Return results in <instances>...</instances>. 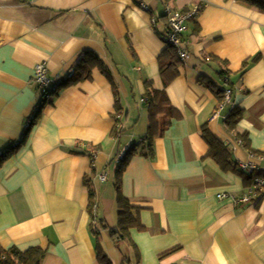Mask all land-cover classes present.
Masks as SVG:
<instances>
[{
	"label": "crops",
	"instance_id": "1",
	"mask_svg": "<svg viewBox=\"0 0 264 264\" xmlns=\"http://www.w3.org/2000/svg\"><path fill=\"white\" fill-rule=\"evenodd\" d=\"M165 3L179 12L203 5L182 33L189 58L166 87L158 70ZM85 53L108 73L95 67L89 80L61 87ZM40 63L56 90L24 130L39 100ZM148 81L178 114L150 156ZM219 89L231 99L211 119ZM232 108L242 117L229 131ZM204 127L229 152L230 169L210 156ZM126 147L134 150L120 192L143 229L116 246L109 229L117 226L115 172ZM249 151L262 154L263 171L264 12L236 0H0V249L41 248L40 264H100L98 248L112 264H264V197L233 202L250 185L237 169Z\"/></svg>",
	"mask_w": 264,
	"mask_h": 264
},
{
	"label": "trees",
	"instance_id": "2",
	"mask_svg": "<svg viewBox=\"0 0 264 264\" xmlns=\"http://www.w3.org/2000/svg\"><path fill=\"white\" fill-rule=\"evenodd\" d=\"M246 5L255 7L260 11L264 12V0H236ZM165 18V17H164ZM181 64L176 51L167 46L166 49L158 58V70L160 76L163 79L164 87L169 85L178 76V66ZM98 67L104 73H108L102 62L91 53H85L77 62L75 69L71 75H68L64 81H61L60 86L75 85L79 82L89 80L91 78L92 70ZM222 75V73H220ZM110 80V78H109ZM114 94H116V87L112 84ZM212 86V85H211ZM210 86V88H212ZM213 89V88H212ZM225 89L216 90L214 93L216 95L218 105L224 99ZM55 93V92H54ZM145 104L148 110L149 125L147 135L145 140L147 141V146L144 148L143 154L150 156L153 153L152 146L155 137H161L163 132L168 128L172 119L178 117L176 110L170 105L166 93L164 90L158 91L152 88L151 82L145 83ZM45 104H42L39 109H41ZM218 107V106H217ZM38 109V110H39ZM161 115V118L158 116ZM242 117V111L237 108H232L224 120V125L227 130L234 131L237 123ZM117 123V122H116ZM27 133V132H26ZM202 137L209 146L210 156L217 162V164L223 169L228 170L231 168L232 164L229 157V152L225 146L216 139L208 129L202 128ZM117 129L114 130L113 135H117ZM27 134H25L19 144H15L10 151L15 150L24 141ZM237 142H240L242 146H247L245 138L243 136L237 135L235 137ZM134 150L133 147H128L127 151L123 154V157L118 161V165L115 172V186L117 191V226L115 228L109 229L110 238L112 242L119 246L122 243L132 242L130 239V230H142L138 212L139 209L132 206L130 202L123 197L120 192L121 178L122 174L128 165L127 156L130 155L131 151ZM11 151V152H12ZM249 153H253L249 151ZM255 155L261 156V153H253ZM6 154H1L0 158L5 157ZM238 169V168H237ZM239 170V169H238ZM240 171V170H239ZM242 172V171H241ZM245 174L247 183H251L254 178L264 177L262 171L258 172H243ZM93 194L90 192V199ZM94 202L90 200L88 205V211L91 215V228L96 237H98L97 224L100 222L97 217V210L93 212ZM101 224V222H100ZM134 246V245H133ZM45 251L38 247L29 248L28 250L22 252L16 248H10L8 250L0 249V264H40ZM97 258L100 264H112L110 260L104 255V253L98 248Z\"/></svg>",
	"mask_w": 264,
	"mask_h": 264
},
{
	"label": "built area",
	"instance_id": "3",
	"mask_svg": "<svg viewBox=\"0 0 264 264\" xmlns=\"http://www.w3.org/2000/svg\"><path fill=\"white\" fill-rule=\"evenodd\" d=\"M164 7V16L166 18V28L164 32L160 35V39L166 46L172 47L176 54L179 57L181 62H185L189 58V54L184 47V42L182 40V33L185 30V25L188 22L195 20L200 14L203 5L201 3L192 5L188 11L179 12L173 10L171 5L165 3ZM73 73L70 72L69 75ZM34 82L37 85L39 91V100L38 104L33 110L29 120L24 125V130H27L30 122L33 120L36 112L42 104L48 102L53 96L56 85L53 81H51L47 76V67L45 63L37 64L34 68ZM232 95V91L230 89H225L224 91V99L218 105L216 111L214 112L211 119H214L217 115V112L221 110L226 104L230 102ZM238 145H241L240 142H237ZM127 147L123 149V151L118 156V161L123 157V154L127 151ZM1 155V154H0ZM263 160V156H258L253 153L248 154V160L245 162H239L237 167L242 172H258L259 170L258 162ZM264 174V170L262 171ZM106 175L101 174L99 176V180L101 182L106 181ZM226 194H219L218 198L223 199L226 198ZM264 197V177L254 178L249 187L246 188L244 194L237 198H233V202L236 205H250L259 201ZM96 206H93V212L95 211Z\"/></svg>",
	"mask_w": 264,
	"mask_h": 264
}]
</instances>
